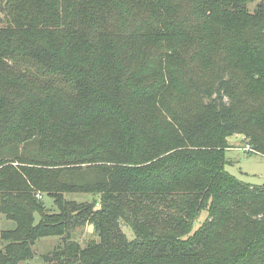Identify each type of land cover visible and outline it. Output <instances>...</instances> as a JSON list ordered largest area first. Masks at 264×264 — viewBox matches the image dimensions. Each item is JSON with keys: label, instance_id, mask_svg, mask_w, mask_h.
I'll list each match as a JSON object with an SVG mask.
<instances>
[{"label": "trees", "instance_id": "16d2710c", "mask_svg": "<svg viewBox=\"0 0 264 264\" xmlns=\"http://www.w3.org/2000/svg\"><path fill=\"white\" fill-rule=\"evenodd\" d=\"M251 1L0 3V264H264V185L225 170L233 133L264 156Z\"/></svg>", "mask_w": 264, "mask_h": 264}, {"label": "rangeland", "instance_id": "374dc122", "mask_svg": "<svg viewBox=\"0 0 264 264\" xmlns=\"http://www.w3.org/2000/svg\"><path fill=\"white\" fill-rule=\"evenodd\" d=\"M4 0H0L2 3ZM264 2V0H253L246 4L248 12H252L258 2ZM5 13L0 8V26H3L5 23L4 19ZM227 148L225 150V157L228 163L225 165V170L230 173L235 178L242 180L253 185H264V156L257 152H250L251 150H244L246 148L247 138L242 133H233L227 137ZM77 199L85 198L83 195H71ZM44 206L47 208L51 207L52 200L48 196H43L42 198ZM202 214L200 215V217ZM202 218V217H201ZM204 219V218H203ZM39 214H34V222H38ZM200 220L194 222V228H198L200 225ZM15 226V223L8 219L2 214H0V229H11ZM126 232V231H125ZM128 236H131L127 233ZM73 237L76 241L79 242L81 246L86 245L91 240H97L95 233L93 232V226L87 224L83 227L77 228L74 230ZM61 236L52 235L44 236L38 238L34 245L33 250L38 257L40 254L46 253L49 250H52L58 244H61ZM22 262L21 264H38V259Z\"/></svg>", "mask_w": 264, "mask_h": 264}, {"label": "built area", "instance_id": "2783aa9c", "mask_svg": "<svg viewBox=\"0 0 264 264\" xmlns=\"http://www.w3.org/2000/svg\"><path fill=\"white\" fill-rule=\"evenodd\" d=\"M244 150H251V148L249 147V145H246V148ZM37 196L40 197V195L38 194Z\"/></svg>", "mask_w": 264, "mask_h": 264}]
</instances>
